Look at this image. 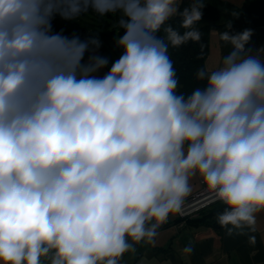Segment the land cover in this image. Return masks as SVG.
I'll list each match as a JSON object with an SVG mask.
<instances>
[{
	"label": "clouds",
	"instance_id": "1",
	"mask_svg": "<svg viewBox=\"0 0 264 264\" xmlns=\"http://www.w3.org/2000/svg\"><path fill=\"white\" fill-rule=\"evenodd\" d=\"M204 6L0 0V264H119L134 244H155L197 175L224 205L228 236L256 223L264 62L246 49L251 30L223 32L232 51L197 71L203 87L177 94L169 47L201 40ZM89 12L118 16L123 51L103 76L98 38L53 30L56 17ZM176 15L183 32L168 23Z\"/></svg>",
	"mask_w": 264,
	"mask_h": 264
},
{
	"label": "crops",
	"instance_id": "2",
	"mask_svg": "<svg viewBox=\"0 0 264 264\" xmlns=\"http://www.w3.org/2000/svg\"><path fill=\"white\" fill-rule=\"evenodd\" d=\"M240 6L243 0H224ZM60 17L53 20V30L56 32ZM245 30H251L252 35L246 49L249 54L264 62V24L256 27L234 28L221 30L212 28L209 33L208 54L205 59V68H215L220 65L222 58L232 51V45L220 40L223 32L230 31L235 35ZM99 49L95 52H99ZM107 53L99 52V56ZM108 54V53H107ZM88 54L86 53V56ZM106 57V56H105ZM109 63L110 57H106ZM108 71L102 69L98 75L103 76ZM191 192L188 199L202 188L206 187L197 175L190 179ZM171 223L161 225L155 244L144 242L134 244L135 253L128 252L120 258L119 264H264V212L256 214V223L246 228L243 234L228 236L223 227L216 229L208 222L198 224H181L176 215H170ZM251 237L255 242H251ZM191 245V254L184 253L183 249Z\"/></svg>",
	"mask_w": 264,
	"mask_h": 264
},
{
	"label": "trees",
	"instance_id": "3",
	"mask_svg": "<svg viewBox=\"0 0 264 264\" xmlns=\"http://www.w3.org/2000/svg\"><path fill=\"white\" fill-rule=\"evenodd\" d=\"M191 0H179V11L190 6ZM205 3L202 9V19L194 27L200 31L201 40L199 42L189 41L184 45L173 48L169 47V57L173 62L178 79L177 94L189 95L198 87H203L205 81L196 78V73L201 68H205V59L208 54L209 33L212 28L229 30L234 28L256 27L264 24V0H243L240 6L234 5L224 0H203ZM93 16L96 14L90 12ZM98 23L92 24L83 20L82 16L79 21H67L59 19V25L56 32H62L66 36L77 35L81 40L90 37H96L100 41V53L107 51L106 44L115 43L116 36L119 35L118 16L115 14L100 17ZM181 17L176 15L168 23L177 30L183 32L180 27ZM121 34H123L121 30ZM163 37L161 30L158 33ZM110 45V44H109ZM120 50V57L122 55ZM108 65H111L109 63ZM107 69L108 66H107ZM224 210V205L216 201L200 210L195 217L180 219L177 221L181 224H198L208 222L216 229L221 228L216 221V217ZM171 223L168 222V224ZM166 225V224H163Z\"/></svg>",
	"mask_w": 264,
	"mask_h": 264
},
{
	"label": "built area",
	"instance_id": "4",
	"mask_svg": "<svg viewBox=\"0 0 264 264\" xmlns=\"http://www.w3.org/2000/svg\"><path fill=\"white\" fill-rule=\"evenodd\" d=\"M110 67L111 65H108L109 69ZM214 202H216V200L214 199L213 194L209 192L206 187H204L190 198L184 200L181 212L175 215L180 219L192 218L195 217L201 209ZM170 221L171 217L169 216L167 222L164 224H168Z\"/></svg>",
	"mask_w": 264,
	"mask_h": 264
},
{
	"label": "rangeland",
	"instance_id": "5",
	"mask_svg": "<svg viewBox=\"0 0 264 264\" xmlns=\"http://www.w3.org/2000/svg\"><path fill=\"white\" fill-rule=\"evenodd\" d=\"M99 18H98V16H93V14H91L90 12L88 13V14H86V15H84V19L83 20H87L88 22H90V23H92V24H97L98 23V20ZM117 38H118V36H117ZM110 44V45H109ZM109 44H106V46H107V53H105V55H102V57H110V59H111V61H116V60H118L119 59V55H120V48H118L117 46H116V44L113 42V43H109ZM100 47H101V45H100ZM97 51V50H96ZM99 54V52H97V55ZM88 57H85V59H87ZM205 208V207H204ZM202 210V209H201ZM172 215H174V214H172Z\"/></svg>",
	"mask_w": 264,
	"mask_h": 264
}]
</instances>
